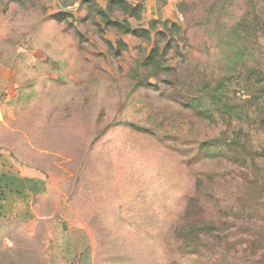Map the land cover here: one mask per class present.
<instances>
[{
  "label": "rangeland",
  "instance_id": "rangeland-1",
  "mask_svg": "<svg viewBox=\"0 0 264 264\" xmlns=\"http://www.w3.org/2000/svg\"><path fill=\"white\" fill-rule=\"evenodd\" d=\"M152 9L128 20L174 23L166 38L100 32L85 0H0V172L30 195L10 209L0 192V264H264V124L243 125L256 155L236 166L203 155L221 127L187 107L194 80L223 69L219 35L264 19V0ZM155 39L171 71L133 88ZM249 41L264 71V27ZM192 195L218 230L187 253L169 238Z\"/></svg>",
  "mask_w": 264,
  "mask_h": 264
},
{
  "label": "trees",
  "instance_id": "trees-1",
  "mask_svg": "<svg viewBox=\"0 0 264 264\" xmlns=\"http://www.w3.org/2000/svg\"><path fill=\"white\" fill-rule=\"evenodd\" d=\"M85 2L92 11V14H89L100 18L98 24L100 32L114 29L118 33L151 41L152 33L155 37L166 38L168 33L172 32L171 27L177 28L174 23H171L170 28L167 27V22L164 21L161 23L162 30H159L156 20L148 22L146 28L133 27L128 19L137 22L142 20L144 11L142 3L106 0L104 8H101L91 0ZM115 12H120L123 18L119 20L113 17ZM262 20L264 19L253 11L252 14L247 13L241 20L227 27L224 33L219 35L217 44L222 55L221 73L200 74L193 82V95L188 96L187 107L201 119L221 127L216 136L201 142L200 148L205 157H217L236 166H247L248 159L254 160L256 153L247 145L248 137L243 125L247 124L251 128L256 122L264 124V71L256 66H250L247 60V56L251 55L249 40L264 27ZM107 43L112 49V43L108 41ZM116 45L119 49H113V52L119 56L126 45L121 39L116 41ZM169 48V42L162 47L157 39L153 40V46L138 64L139 76L135 78L133 88H140L144 84L150 85L148 83L150 77L169 74L171 69L165 63ZM116 124L113 122L103 126L98 134L105 133ZM6 190L15 196L23 195V197L27 191L24 181L20 178L0 172V192L5 195ZM201 205L198 196H189L179 221L171 231L169 242L170 239L176 242L187 253L199 252L203 237H217L218 226L214 221L200 214Z\"/></svg>",
  "mask_w": 264,
  "mask_h": 264
},
{
  "label": "crops",
  "instance_id": "crops-1",
  "mask_svg": "<svg viewBox=\"0 0 264 264\" xmlns=\"http://www.w3.org/2000/svg\"><path fill=\"white\" fill-rule=\"evenodd\" d=\"M127 1H129L131 3H142L143 6H144L143 13H145V11L146 12L152 11L153 10L152 9L153 5H155L158 2V0H127ZM167 1L171 2L172 0H167ZM96 4H98L101 8H104V6L106 4V0L105 1H96ZM142 16H143V14H142ZM5 195H8V196L11 197L12 205L10 206V209H13V207L15 205L14 202L18 198H20L21 196L20 195L19 196H15L14 194L9 193L7 190L5 191ZM27 195H28V191L25 192V198L27 197ZM28 196H30V195H28ZM5 211H6L5 214H7V212H9V210H6V209H5Z\"/></svg>",
  "mask_w": 264,
  "mask_h": 264
}]
</instances>
